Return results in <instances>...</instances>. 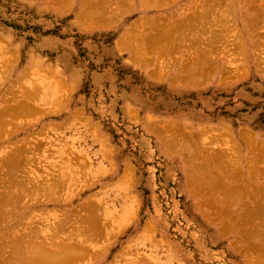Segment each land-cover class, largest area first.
Segmentation results:
<instances>
[{
	"label": "rangeland",
	"instance_id": "obj_1",
	"mask_svg": "<svg viewBox=\"0 0 264 264\" xmlns=\"http://www.w3.org/2000/svg\"><path fill=\"white\" fill-rule=\"evenodd\" d=\"M87 1L0 0V114L39 91L31 104L21 102L30 104L28 113L0 116V217L9 220L8 227L0 221L7 227L0 225L1 233L30 232L45 244L74 239L77 216L101 206L95 213L102 218L95 216L108 230L92 244L97 256L73 264H264V211L257 213L264 204V0L209 3V35L204 24H196L197 33L208 37L210 25L218 34L236 24L232 33L219 32L209 53L169 39L141 59L123 48L136 22L171 19L195 5L191 11L200 16L208 3L156 0L147 1L148 10L118 12L113 6L106 13L116 15L92 23L79 13L88 11ZM190 58L203 66L196 80L183 81L177 64ZM9 170L20 181L15 188ZM40 181L54 187L52 196L39 191ZM20 190L27 198L19 206L29 207L20 213L17 205L13 214L11 192ZM63 238L48 243L63 245ZM74 244L65 248L79 252Z\"/></svg>",
	"mask_w": 264,
	"mask_h": 264
},
{
	"label": "bare ground",
	"instance_id": "obj_2",
	"mask_svg": "<svg viewBox=\"0 0 264 264\" xmlns=\"http://www.w3.org/2000/svg\"><path fill=\"white\" fill-rule=\"evenodd\" d=\"M90 2L92 1L93 3H90V2H88V4H87V7H88V11H86V12H82L81 13V17H83V16H85V18L86 17H88L87 19H85V18H83V19H85V20H88V21H91L92 23H100V22H102V21H105V20H108V17H110V16H112V15H116V14H110V13H106V10H108L109 8H114L113 6H115V8L117 7V6H119L118 8L119 9H117V10H115V11H117L118 12V10H120V8H121V10L123 11V10H128V9H130L131 7H138V8H146L145 6L146 5H149V4H151V3H148V2H151V1H156V0H89ZM148 1V2H147ZM201 1V0H200ZM199 1V2H200ZM210 2H208V0L207 1H205L204 0V2H207L208 3V5H207V3H204L203 1V5H207V7H209V3H212V1L214 2V1H216V0H209ZM221 0H219V2H220ZM222 1H224V0H222ZM232 1H234V2H232ZM245 1V0H244ZM256 1V0H255ZM152 2V3H153ZM176 2V1H175ZM194 2H196V1H194ZM231 2V4L232 3H235V0H231L230 1ZM262 2V1H261ZM193 3V2H192ZM217 3V2H216ZM225 3V2H224ZM228 3V2H227ZM238 3V2H237ZM115 4H117V5H115ZM191 4V3H190ZM194 4V3H193ZM198 4V3H197ZM222 4V3H221ZM259 4H261V3H259ZM192 5V4H191ZM202 5V6H203ZM211 5V4H210ZM220 5V4H219ZM263 5V4H262ZM261 5V6H262ZM201 6V7H202ZM237 6V5H236ZM256 6V5H255ZM107 7V8H106ZM109 7V8H108ZM153 7V6H152ZM156 7V6H155ZM194 7V8H193ZM192 8L194 9V11H195V7H196V5L195 6H193ZM206 7V6H205ZM205 7H202L201 8V10H202V12H201V17H202V13H203V15L205 16H203L202 18L200 17V16H198V17H200V18H196L197 16H195L196 15V12H193V11H191V10H193L191 7V9L188 11L187 10V8L185 7V9L184 10H186V11H183V12H181V13H178V15H175V16H172L171 17V19L170 18H167V16H165V15H159V16H152L153 18L152 19H150L149 20V17H147V18H144V19H142V21H138V22H136V26H134L133 28H131V29H129L128 31H127V33H125L124 34V36L122 37L123 38V42H124V46H123V48L125 49V48H128V50H130V52H133V55H135L137 58H139V59H141V58H143V57H146L147 56V53H150V52H154L159 46H160V44H161V42H162V40H169V39H173V42L174 43H178V44H181L180 46H186L187 45V47H185V48H187V50H189V51H191L192 50V46H195V47H204V48H206V49H204L203 50V52L204 53H209L211 50H212V48L213 47H215V45H213V44H215L216 42H218V40L219 39H221L222 37H221V34L219 35V32H222V30H224L225 32L226 31H228L229 33H232V30L235 28V26H236V24H234V22H233V24L235 25L234 26V28L232 29V26L230 25V23H232V22H230L231 20H230V14H229V16L227 17V18H229V22H228V24L230 25L229 27H228V25H226L227 27H225V26H221V28L220 29H222V27H224L221 31L219 30L218 31V34H217V31L216 30H214V29H211L212 27H211V25H210V28L209 27H207V28H209L208 30H209V32L208 33H210V36H208L207 37V35H209V34H207V32H206V26H209V25H207L206 24V26H205V23H204V19L206 18L207 20H209L208 19V17H206V15L204 14L207 10H212L211 8H213L212 7V5H211V8L210 9H208L207 7V9L205 10V9H203V8H205ZM264 7V6H263ZM262 7V8H263ZM114 8V9H115ZM215 8V7H214ZM219 8V7H218ZM221 8V7H220ZM229 8H230V6H229ZM237 8V7H236ZM256 8V7H255ZM147 9V8H146ZM196 9H197V7H196ZM232 9V8H231ZM252 9H254V8H252ZM110 10V9H109ZM113 10V9H112ZM148 10V9H147ZM159 10V9H158ZM222 10V9H221ZM228 10H230V9H228ZM191 11V12H190ZM197 11V10H196ZM209 11V13H211ZM216 11V10H215ZM193 12V13H192ZM235 12V11H234ZM248 12V11H247ZM250 12V11H249ZM253 12V11H252ZM264 12V11H263ZM85 15H84V14ZM87 13V14H86ZM197 13H198V11H197ZM206 13H208V12H206ZM208 13V14H209ZM110 14V16H108ZM191 14H193L194 16H192ZM232 14V17H233V14L234 13H231ZM254 14V13H253ZM258 14V13H257ZM83 15V16H82ZM88 15V16H87ZM99 15V16H98ZM252 15V14H251ZM264 15V14H263ZM106 16H108V17H106ZM248 16V15H247ZM97 17H100V18H96ZM113 17V16H112ZM249 17V16H248ZM247 17V18H248ZM262 17V16H261ZM226 18V17H225ZM234 18V17H233ZM232 18V19H233ZM253 18V17H252ZM205 19V20H206ZM242 19V18H241ZM249 19H251V17L249 18ZM255 19V18H254ZM253 19V20H254ZM202 20H203V22H202ZM225 20V19H224ZM224 20H223V22H224ZM256 20V19H255ZM221 21V20H220ZM219 20L217 21V22H220ZM247 21V20H246ZM245 21V22H246ZM251 21H252V19H251ZM263 21V20H262ZM200 22H202V23H200ZM208 22V21H207ZM236 22V21H235ZM225 23V22H224ZM250 23H252V22H250ZM196 24L197 25H203L202 27H204V29H205V32H203L202 31V33L203 34H200V30H201V28H200V26H199V28H200V30H199V33H197V27H196ZM221 24H222V21H221ZM220 25V24H219ZM243 25V24H242ZM245 25H246V27H248V25L245 23ZM249 25H252V24H249ZM255 25V24H254ZM253 26V25H252ZM218 27V26H217ZM249 27H251V26H249ZM238 28V27H237ZM217 29V28H216ZM236 29V28H235ZM234 29V30H235ZM207 30V31H208ZM216 31V32H215ZM237 31V30H236ZM248 31H249V29H248ZM207 34V35H205V34ZM238 33H240V32H238ZM204 35V36H203ZM253 35V34H252ZM207 38H206V37ZM219 36L221 37V38H219ZM240 36V35H239ZM242 36V35H241ZM241 36H240V38H241ZM247 36H248V34H247ZM219 38V39H218ZM239 38V39H240ZM251 38V37H250ZM218 39V40H217ZM240 40H242V38L240 39ZM216 41V42H215ZM240 43H241V41H239ZM202 43V44H201ZM189 45V46H188ZM191 46V47H190ZM170 48H168V50H169ZM165 51H167V49L165 48ZM11 57V56H10ZM186 61H187V63L185 64V63H180V64H177V66L179 65V72H178V74H179V76H180V78H185V79H182L183 81L184 80H188V81H190L193 77H194V79H192L191 81H194V80H196L197 78H195V76L196 75H198L199 74V72H200V70H201V68H202V66H203V59H193V58H190L189 60L188 59H186ZM150 63H152L153 65H155V66H157L158 65V63H160L159 62V60H150ZM158 68V70H160L161 72L163 71L162 69H163V67L161 66V64L159 65V67H157ZM176 69V68H175ZM160 71H159V73H160ZM170 71V70H169ZM172 72V71H171ZM170 73V72H169ZM178 75H177V77H179ZM187 78V79H186ZM188 78H191V79H188ZM181 80V79H180ZM188 81H186V82H188ZM35 89V88H34ZM34 91V90H33ZM38 91V90H37ZM39 92V91H38ZM37 92V93H38ZM34 93V94H33ZM33 93H30V94H28L27 96H25L26 97V100H25V97H23L24 98V100H23V98H22V100L23 101H19L20 103H18L17 102V104H15V106L16 105H18V106H14V104H12L14 107H12L11 105H10V107L9 106H7V107H9V111H8V113L11 115H15L16 116V114L19 116V113H22L23 111H27L28 109H31V107H30V102L32 101V99H30V98H33L34 96H35V94L37 95V93H35V92H33ZM30 99V100H28V99ZM28 101H30V102H28ZM24 103L25 102V104L26 103H30L29 105H25L24 106V104H22V103ZM26 106H28L27 108H26ZM6 107V108H7ZM5 108V109H6ZM8 110V109H7ZM5 111V110H4ZM4 111H2V114H0V116L2 115L3 117H5V115L4 114H6L7 112H5L4 113ZM30 111V110H29ZM29 111H27V113L29 112ZM7 113V117L8 116H10L9 114ZM24 113H26V112H24ZM23 113V115H25ZM22 116V115H21ZM13 117V116H12ZM12 117H11V119H12ZM14 118V117H13ZM15 118H17V117H15ZM14 118V119H15ZM8 120V119H7ZM9 122V121H8ZM13 124V123H12ZM246 134V133H245ZM250 139V138H249ZM248 138H247V140H249ZM53 141V140H52ZM41 142V141H40ZM247 142H249V141H247ZM49 143V142H48ZM53 143V142H52ZM37 144H39V143H37ZM50 145H51V143H49ZM22 147V146H21ZM39 147H42V146H39ZM52 148V147H51ZM25 149V148H24ZM20 150V149H19ZM27 150V149H26ZM21 151H22V148H21ZM35 151V150H34ZM47 151V150H46ZM50 151V150H49ZM23 152V151H22ZM26 153H28V152H26ZM32 153V152H31ZM51 153V152H50ZM13 155H15V154H13ZM18 155V154H17ZM27 156H29V155H27ZM8 157V156H7ZM9 157H10V155H9ZM12 157V156H11ZM26 157V156H25ZM85 157V156H84ZM14 158H16V157H14ZM21 158H23L24 159V155H23V157H22V155H21ZM21 158H20V160H21ZM27 158L28 157H26V160H27ZM12 161L14 160L13 159V157L12 158H10ZM9 159V161L11 162V163H13L11 160ZM25 160V161H26ZM75 160V159H74ZM30 161V160H29ZM32 162H33V160H31ZM31 161L30 162H28V164L29 163H31ZM38 161V160H37ZM18 162H19V160H18ZM21 162H24V161H21ZM10 163V164H11ZM17 163V162H16ZM15 162H14V164H16ZM28 164L26 165V166H28ZM35 164V163H34ZM13 165V164H12ZM17 165V164H16ZM20 164H18V166H19ZM9 166V165H8ZM25 166V167H26ZM31 166V165H30ZM15 167V166H14ZM83 167V166H82ZM13 168V167H12ZM16 169H17V167H15ZM27 168V167H26ZM21 169H23V165H22V168ZM30 170V169H29ZM10 171V170H9ZM243 171V170H242ZM12 172H13V170H12ZM15 172V171H14ZM13 172V174H10L11 173V171L8 173V172H6V173H8V174H10V176H9V178H11V179H8L11 183H9V182H6L7 184L9 183L10 185L9 186H12L13 185V188H15L14 186H15V183H17V180H18V178H15V177H13V176H16L17 177V174H15ZM26 172V171H25ZM32 172V171H31ZM241 173V172H240ZM240 173H239V175H240ZM29 174V173H28ZM41 174V173H40ZM126 174V173H125ZM219 174H221V173H219ZM6 175V174H5ZM12 175V176H11ZM50 175V174H49ZM54 175V174H53ZM241 175H242V173H241ZM29 176H30V174H29ZM42 176V175H41ZM55 176V175H54ZM126 176V175H125ZM130 176V175H129ZM221 176V175H220ZM23 177H25V176H23ZM43 177V176H42ZM45 177V176H44ZM44 177H43V179H44ZM48 177L49 176H47V178H45L46 179V183H47V180H48ZM50 177H52V174H51V176ZM217 177V176H216ZM222 177V176H221ZM221 177H219V178H221ZM12 178H14V181H13V179ZM125 178V177H124ZM199 178V177H198ZM7 179V178H6ZM15 179H17V180H15ZM28 179H29V177H28ZM38 179V178H37ZM44 179V180H45ZM52 179V178H51ZM53 179L54 180H56V178L55 177H53ZM53 179L52 180H50V183L52 182H54L53 181ZM7 180V181H8ZM12 180V181H11ZM35 180V179H34ZM39 180V179H38ZM19 181V180H18ZM26 181V180H25ZM42 181V180H41ZM41 181H40V185L42 186V183H41ZM49 181V180H48ZM12 182H14L13 184H12ZM23 182V181H22ZM55 182H58L57 180L55 181ZM63 183H64V181H62ZM188 182V181H187ZM19 183H20V181H19ZM34 183H36V182H34ZM44 183H45V181H44ZM43 183V184H44ZM49 183V182H48ZM47 183V184H48ZM189 183V182H188ZM25 184V183H24ZM37 184V183H36ZM35 184V185H36ZM46 184V186H49V185H51V184H49V185H47ZM54 184V183H53ZM52 184V185H53ZM60 184H62V183H60ZM190 184V183H189ZM21 185V184H20ZM34 185V184H33ZM34 185V186H35ZM45 185V184H44ZM55 185L56 184H54L53 186L55 187ZM58 185V184H57ZM5 186H6V184H5ZM8 186V185H7ZM7 186L5 187L6 189H7ZM22 186H24L23 184H22ZM27 186V185H26ZM34 186H33V188H34ZM37 186V185H36ZM35 186V188H34V190L36 191L37 190V187ZM45 186V187H46ZM60 186V185H59ZM64 185H62V187H63ZM40 187V186H39ZM38 187V188H39ZM50 187H52V186H50ZM54 187H52L53 188V191L51 192V190H52V188H51V190L49 191L48 189H50L49 187H46V189L44 188V186H42V187H40L39 188V191H40V189L41 188H44V189H42L41 190V192L43 191V193H46L47 191H48V193L47 194H54ZM5 188H3V189H5ZM9 189H7L6 191H5V193L6 192H9L12 188H10V187H8ZM26 188V187H25ZM29 189H30V187H28ZM27 188V189H28ZM64 188H65V186H64ZM1 189V188H0ZM19 189H20V187H19ZM21 189H24V187L23 188H21ZM32 189V188H31ZM56 190H57V188H55ZM9 190V191H8ZM13 190V189H12ZM11 190V191H12ZM18 190V189H17ZM25 190V189H24ZM55 190V191H56ZM62 190V189H61ZM21 191V193L23 194H25V192L23 191V190H20ZM26 191V190H25ZM38 191V190H37ZM60 191V190H59ZM59 191H56V192H59ZM261 192H263V193H261ZM4 193V192H3ZM4 193V195H6L7 194V196H8V194L10 193H6L5 194ZM11 193H13L14 194V197H12L11 199L13 200V202L12 203H14L13 204V206L15 207V205L17 206H19V203H23V198H27L26 196V194L23 196V197H21L22 195H21V193H15V191H13V192H11ZM26 193H28L27 191H26ZM32 193V192H31ZM38 193V192H37ZM259 193H261L260 195H261V199L260 200H264V190H262V191H260ZM16 194V195H15ZM34 194V193H33ZM52 194V195H53ZM56 194H59V193H56ZM18 195H20V196H18ZM41 195H42V193H41ZM51 195V196H52ZM6 196V197H7ZM9 196H10V194H9ZM8 196V197H9ZM11 196H13V195H11ZM10 196V197H11ZM29 196H31V194L30 195H28V197ZM46 196V195H45ZM47 196H49V195H47ZM55 196V195H54ZM229 196V195H228ZM231 196V195H230ZM15 197H21L22 198V200L20 201V202H18L19 201V199H21V198H18V200H17V202H18V204H17V202H16V204H15V202L14 201H16V199H15ZM34 197V196H33ZM225 198V197H224ZM230 198V197H229ZM15 199V200H14ZM240 199V198H239ZM8 200H9V198H8ZM27 200V199H26ZM32 200V199H31ZM218 201V200H217ZM9 202H11V200L9 201ZM41 202V201H40ZM95 202V201H94ZM239 202V201H238ZM259 202V201H258ZM35 203V202H34ZM33 203V204H34ZM262 203H264V202H259L258 204H261L262 205ZM20 204V210H19V207L17 206V207H15V208H18L17 210L16 209H14L13 211H14V213L13 214H15L16 213V211H17V214H18V212L19 211H21L20 213H22V211H23V209H24V211H25V209H26V207L27 206H23V207H21L22 205ZM89 204V203H88ZM96 204V203H95ZM99 204V203H98ZM257 204V203H256ZM26 205V204H25ZM32 205V204H31ZM86 205V204H85ZM93 205V204H92ZM101 205V204H100ZM264 205V204H263ZM261 206V208L263 209L264 208V206ZM1 206H3V205H1L0 204V210H1ZM13 206L11 207L10 206V208L12 209L13 208ZM89 206V205H88ZM95 206H97V205H95ZM257 206V205H256ZM260 206V205H259ZM5 207V205L3 206V208ZM29 207V206H28ZM27 207V208H28ZM84 207H86V206H84ZM90 207H93V208H90ZM89 208H90V215L88 214V215H86V216H82V218L81 219H79L80 217L79 216H77L78 217V219L76 218V217H74V218H76L75 220V222L73 221V226H72V224L71 223H69V224H71V228H73L74 230H73V232L75 233H72L71 231L72 230H69L68 231V233H70V234H72V237H73V235L76 237V238H71L70 236H68L69 238H67L66 240L63 238V237H61V236H58L57 235V233L56 232H58L59 233V229H60V227L58 228V226H59V224L61 223L60 221H62V220H60L59 221V223H58V226H57V229H56V227H54L57 231L56 232H53V234H52V236H54L55 234L58 236V237H60V239H64L63 241H64V244L62 245V240L60 241V242H57L58 244H59V246L57 245V243H56V245H55V243L53 242V243H48L49 241L51 242V240L52 239H54V240H52V241H55V239L56 240H60L59 238H57V237H54V238H52V236H51V238H50V236L49 235H47V236H49V237H46V235H45V237H44V239L46 240V241H48L49 240V238L51 239V240H49L48 242H46V244L43 242H41V243H39V242H36V241H39V236L37 237V236H35V235H30L29 233L30 232H26L27 230H29V229H27V230H25V232L26 233H28L29 234V236H26L25 234L26 233H24V234H21V233H18V232H15V238H13L12 236H11V238L9 237L10 235V233L9 234H7V232H4L3 233V231H2V233H1V231H0V264H70V263H75L76 261L77 262H79L80 260H83L84 258H86L87 256H89L90 258H92V257H96L97 255H95V254H97L95 251L96 250H94L95 248L93 247V245L92 244H94L93 242H95L97 239L99 240V238H101V236L104 234V232L105 231H107L106 230V228H104V227H106V226H104V224H103V222H102V224H101V218H102V216H100L99 215V213H100V211H99V213L98 214H96L98 211V209L101 207H96V208H94V206H90ZM104 207V206H103ZM3 208H2V210H3ZM261 208H256L257 209V213H258V211H264V209L262 210ZM22 209V210H21ZM87 209V208H86ZM92 209H93V211H94V213H95V210L97 211L95 214H93V211H92ZM107 209V208H106ZM255 209V208H254ZM4 210H6V209H4ZM19 210V211H18ZM89 210V209H88ZM101 210V209H100ZM83 211V210H82ZM108 211H109V209H108ZM108 211H104V213H109ZM254 211H256V210H254ZM253 210H252V212H254ZM1 212V214H0V216L2 217L3 216V211H0ZM5 212V211H4ZM82 213V212H81ZM106 213V214H107ZM261 213V212H260ZM6 214V215H5ZM262 214H264V213H262ZM4 217L2 218V220L4 221V223L6 224L7 222H9V220L7 219V213H4ZM78 215H80V214H78ZM95 215H97V217H98V215H99V217H101L100 219H97V217L95 216ZM104 215V214H103ZM108 215V214H107ZM259 215H261V214H259ZM263 216V215H262ZM1 217H0V221H2L1 220ZM34 217V216H33ZM98 217V218H99ZM6 218V219H5ZM37 218V217H36ZM74 218H72L71 220H73ZM6 220V222H5V220ZM16 219V218H15ZM66 219V218H65ZM8 220V221H7ZM100 222H99V221ZM2 221V222H3ZM13 221H15V220H13ZM13 221L11 222V219H10V223H13ZM39 221V220H38ZM55 221V220H54ZM63 221H64V218H63ZM63 221H62V223H61V227H62V224H63ZM107 221V220H106ZM2 222H0L1 224L0 225H2ZM33 222V221H32ZM110 222V221H109ZM3 223V224H4ZM4 224V225H5ZM37 224V223H36ZM43 224V223H42ZM4 225H2V226H4ZM20 225V224H19ZM32 225V224H31ZM50 225V224H49ZM75 225H76V227H75ZM105 225H107L106 223H105ZM2 226H0V229H1V227ZM6 226L8 227L9 225L8 224H6ZM6 226H4V227H6ZM25 226V225H24ZM35 226V225H34ZM108 226V225H107ZM4 227H2V228H4ZM6 227V228H7ZM17 227V226H16ZM20 227V226H19ZM31 227V226H30ZM40 227V226H39ZM38 227V228H39ZM52 227V228H53ZM109 227V226H108ZM107 227V228H108ZM32 228V227H31ZM30 228V229H31ZM47 228H48V225H47ZM46 228V230H48ZM50 228V227H49ZM36 229H37V227H36ZM41 229V228H40ZM39 229V230H40ZM45 229V228H44ZM64 229H65V227H64ZM67 229V228H66ZM1 230H3V229H1ZM4 230H5V228H4ZM34 230V229H33ZM42 230V229H41ZM53 230V229H52ZM61 230V229H60ZM14 230H12L11 231V235H12V232H13ZM20 231V230H19ZM24 231V230H23ZM30 231V230H29ZM45 231V230H44ZM148 231V230H147ZM9 232H10V230H9ZM21 232V231H20ZM38 232H41V231H38ZM50 232V231H49ZM17 233H18V235H17ZM66 233H67V230H66ZM63 234V236H65V237H67V235H68V233L67 234ZM106 233V232H105ZM6 234H7V236L10 238H8V237H5L6 236ZM31 234H32V231H31ZM35 234V233H34ZM47 234V233H46ZM13 235V236H14ZM20 235H23L22 237L20 236ZM28 238L29 237V239H27L25 236ZM62 235V234H61ZM19 236V237H18ZM37 237L36 238V240H35V237ZM253 236V235H252ZM41 237H42V235H41ZM104 237V236H103ZM255 238H257V236H254ZM47 238H48V240H47ZM259 238V237H258ZM26 239H27V241H26ZM38 239V240H37ZM73 240H77V243H76V245H77V248L79 249V252H75L74 251V253L73 252H71V251H69V250H67L68 249V247L70 248L71 246H72V244H74V243H72V242H74ZM260 240V239H259ZM259 240L258 241H256V242H259ZM41 241V240H40ZM42 241H43V239H42ZM66 241V242H65ZM69 241H72L71 242V244H69L68 242ZM102 241V240H101ZM56 242V241H55ZM254 242H255V240H254ZM255 242V243H256ZM47 243H48V245H47ZM67 243H68V245H67ZM89 243H90V245H89ZM43 244H45V245H43ZM83 244H84V246L85 247H87V248H84V246H83ZM86 244H87V246H86ZM98 244V243H97ZM38 245V246H37ZM65 245H67V246H65ZM69 245H71V246H69ZM75 245V244H74ZM76 245H75V247H76ZM92 245V246H91ZM93 248V250H94V252L93 251H91L89 248H91V247ZM67 249H66V248ZM73 247V246H72ZM83 248V249H82ZM74 249V248H73ZM76 250V249H75ZM73 253V254H72ZM89 253L91 254V256L89 255ZM92 253L95 255H92ZM126 253V252H125ZM86 255V256H85ZM84 257V258H83ZM89 257H87L88 259H89ZM78 258V259H77ZM79 258H81V259H79ZM83 258V259H82ZM79 260V261H78ZM72 261V262H71Z\"/></svg>",
	"mask_w": 264,
	"mask_h": 264
},
{
	"label": "crops",
	"instance_id": "obj_3",
	"mask_svg": "<svg viewBox=\"0 0 264 264\" xmlns=\"http://www.w3.org/2000/svg\"><path fill=\"white\" fill-rule=\"evenodd\" d=\"M88 2H90V1L88 0L87 3H88ZM90 3H93V2L91 1ZM82 10H83V9L79 10L80 15H81V13H82ZM83 14H84V13H83ZM86 14H87V13H86ZM84 15H85V14H84ZM82 16H83V15H82ZM87 16H88V15H87ZM98 16H99V15H98ZM80 17H81V16H80ZM81 18L83 19V18H85V16H83V17H81ZM87 18H88V17H86L85 19H87ZM95 18H96V17H95ZM97 18H100V17H97ZM97 18H96V19H97ZM82 24H83V23H82Z\"/></svg>",
	"mask_w": 264,
	"mask_h": 264
}]
</instances>
